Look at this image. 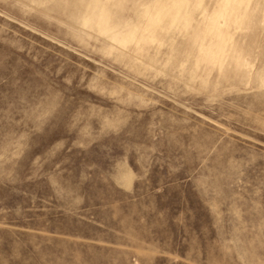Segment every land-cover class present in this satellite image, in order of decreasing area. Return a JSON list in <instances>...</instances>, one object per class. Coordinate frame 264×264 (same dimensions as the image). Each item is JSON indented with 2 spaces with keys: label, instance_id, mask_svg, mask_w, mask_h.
Masks as SVG:
<instances>
[{
  "label": "rangeland",
  "instance_id": "1",
  "mask_svg": "<svg viewBox=\"0 0 264 264\" xmlns=\"http://www.w3.org/2000/svg\"><path fill=\"white\" fill-rule=\"evenodd\" d=\"M0 264H264V0H0Z\"/></svg>",
  "mask_w": 264,
  "mask_h": 264
}]
</instances>
